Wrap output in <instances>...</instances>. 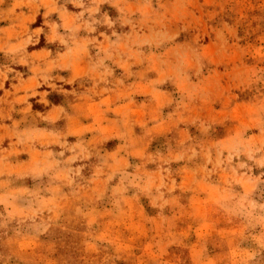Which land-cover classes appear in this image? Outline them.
I'll list each match as a JSON object with an SVG mask.
<instances>
[{"label":"rangeland","instance_id":"rangeland-1","mask_svg":"<svg viewBox=\"0 0 264 264\" xmlns=\"http://www.w3.org/2000/svg\"><path fill=\"white\" fill-rule=\"evenodd\" d=\"M0 264H264V0H0Z\"/></svg>","mask_w":264,"mask_h":264}]
</instances>
